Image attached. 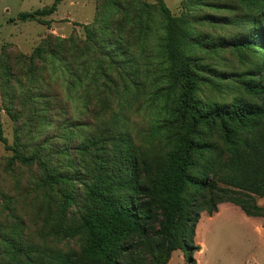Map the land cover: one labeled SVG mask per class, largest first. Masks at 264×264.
<instances>
[{"label":"trees","instance_id":"16d2710c","mask_svg":"<svg viewBox=\"0 0 264 264\" xmlns=\"http://www.w3.org/2000/svg\"><path fill=\"white\" fill-rule=\"evenodd\" d=\"M61 1L19 18L51 26L45 17ZM219 4L229 12L221 22L247 26L242 44L254 54L246 71L229 78L248 97L228 104L197 97L201 71L208 69L187 46L204 42L195 39L189 17L174 15L164 0H99L84 38L50 33L29 55L14 43L1 47L0 140L13 154L1 158L0 169H35V178L63 196L59 217L50 221L52 212L33 234L6 201L0 264H168L180 249L186 264H197L203 212L212 216L229 202L264 218L257 202L264 198V0ZM153 36L164 71L149 59ZM163 78L169 84L159 87ZM96 97L108 110L113 98H162L156 133L166 140L165 154L144 149L116 120L114 132L80 133L75 147L53 143L58 133L51 136L48 127L68 122L75 99L89 111ZM3 110L14 122V145L3 133ZM59 154L67 170L56 165Z\"/></svg>","mask_w":264,"mask_h":264},{"label":"rangeland","instance_id":"374dc122","mask_svg":"<svg viewBox=\"0 0 264 264\" xmlns=\"http://www.w3.org/2000/svg\"><path fill=\"white\" fill-rule=\"evenodd\" d=\"M54 1L0 0V50L3 45L14 43L21 52L29 55L50 33L59 37H69L75 33L84 38L85 25L92 22L99 0H62L57 11L45 17V19H52L51 26L36 20L19 18L22 12L49 7ZM146 1L155 3L157 0ZM164 1L174 15L189 17L188 22L193 29L195 39L204 42V44H196L195 40L193 46H187L188 52L198 57L208 69L201 71L202 78L199 81L197 97L207 105L228 104L235 99H246L248 94L229 78L231 75L246 71L254 54L242 44L248 32L246 25L221 22L229 12L219 2H228V0ZM148 53L154 65L153 69L164 71L165 66L161 65L158 58L159 48L156 36L151 38ZM152 76L155 79L160 76V73L156 72ZM159 83V87H163L169 84V81L163 78ZM139 99V101H133L125 100L124 97L113 98L110 101L112 108L108 110L105 107V100L96 97L89 111L84 109L80 100L75 99L74 103L69 105V123H63L57 127L52 124L48 127L51 136L58 133L52 141L56 145L63 146L68 143L75 147L80 133L90 135L101 128L107 133L114 132V125L111 123L116 120L118 129L131 134L132 139L144 149L152 154L163 155L168 149L167 143L161 133H156L163 100L156 98L149 102L148 98L145 101L143 97ZM98 109L100 112H97ZM1 115L7 143L14 145V122L4 110ZM104 124L107 126H103ZM206 129L203 128V130ZM36 131L37 129H33L34 135L39 137ZM215 139L219 140L217 134ZM29 145L31 149V144ZM12 154V151L7 150L0 140V161L3 156ZM75 154L82 158L77 149L73 155ZM67 162L63 154L56 156V165L64 170L68 168L65 165ZM7 168L4 165L0 169L1 214L5 212L3 205L9 200L18 213L25 216L27 230L32 234L36 230L45 228L48 224L45 219L51 216L52 212L55 214L50 217V221L53 222V217L56 219L59 217L62 206L60 199L63 196L61 192L54 189L55 187L43 185L35 178V169L30 171L19 166H14V170H6ZM257 202L264 206V198L257 197ZM50 229H53V223ZM33 242H41V239L35 237ZM195 242L200 245V250L194 254L197 264H264V218L247 216L239 206L229 202L222 203L218 206V212L212 216L206 212L201 214L196 227ZM75 244L78 243L75 242ZM170 262L186 264L183 250L174 251Z\"/></svg>","mask_w":264,"mask_h":264},{"label":"crops","instance_id":"0c3cea01","mask_svg":"<svg viewBox=\"0 0 264 264\" xmlns=\"http://www.w3.org/2000/svg\"><path fill=\"white\" fill-rule=\"evenodd\" d=\"M53 15V14H52ZM52 20V19H51ZM52 25H53V21H52ZM172 259V258H171ZM171 261V260H170ZM169 261V263L168 264H171V262Z\"/></svg>","mask_w":264,"mask_h":264}]
</instances>
